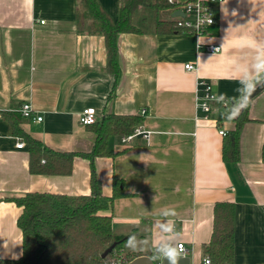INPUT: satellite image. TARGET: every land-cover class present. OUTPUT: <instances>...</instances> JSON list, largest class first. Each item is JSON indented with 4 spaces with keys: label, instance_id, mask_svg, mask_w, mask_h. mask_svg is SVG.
<instances>
[{
    "label": "crops",
    "instance_id": "0c3cea01",
    "mask_svg": "<svg viewBox=\"0 0 264 264\" xmlns=\"http://www.w3.org/2000/svg\"><path fill=\"white\" fill-rule=\"evenodd\" d=\"M98 1L116 20L119 0ZM213 6L217 21L204 34L156 33L140 12L144 32L117 36L115 72L107 67L105 36L79 31L78 0H0V259L23 253V208L9 198L30 191L91 193V160L81 154L69 174L31 172L29 146L13 133L10 119L55 150L89 153L97 133L80 115L94 107L97 122L105 115L142 114L137 126L151 131L130 141L111 135L107 153L94 158L105 195L113 193L115 177L124 181L127 195L115 199L108 214L114 232L128 236L126 251L156 254L155 246L168 238L185 243L190 264H201L215 205L232 201L234 264H264V89L246 98L249 119L238 161L223 155L220 130L235 128L234 120L219 121L225 107L215 102L208 118L198 108V82L205 79L220 98L239 100L236 116L243 111L246 82L264 76V0ZM207 44L221 50L208 51ZM189 62L195 69L185 68ZM25 103L42 120L25 117ZM169 222L178 236L162 232L160 225ZM130 237L146 241L143 250L128 247Z\"/></svg>",
    "mask_w": 264,
    "mask_h": 264
},
{
    "label": "trees",
    "instance_id": "16d2710c",
    "mask_svg": "<svg viewBox=\"0 0 264 264\" xmlns=\"http://www.w3.org/2000/svg\"><path fill=\"white\" fill-rule=\"evenodd\" d=\"M167 10L175 11L176 4L167 0H119L117 18L114 20L98 0H78L76 18L79 31L105 36L107 67L117 72V36L122 32H144L145 24L137 23L140 12L144 13L143 19L153 18L156 33H194L179 25L177 17L163 18L162 13ZM214 25L208 28V32L212 31ZM263 79L264 76L258 80ZM244 99L247 103L238 116L235 115L238 99L229 100L228 105L219 112V121H235V128L225 134L223 155L227 161L240 159V133L249 119V101L246 97ZM10 120L13 133L21 136L29 146L30 170L33 173L69 174L77 154L88 157L91 160V193L71 196L30 191L23 196L9 198L23 208L18 219L23 233V253L18 258L0 259V264H126L142 255L125 250L124 243L128 236L114 232L112 216L108 214L115 199L127 195L124 181L115 177L113 193L105 195L96 174L94 158L107 153V140L111 135L131 134L143 122L144 116L111 114L88 125L94 126L97 133L96 142L89 153L55 150L24 132L18 119ZM262 156L264 160V146ZM234 232V203L218 202L214 209L212 237L206 247V255L212 264H234ZM113 244V249L103 256ZM150 255L154 256L155 253Z\"/></svg>",
    "mask_w": 264,
    "mask_h": 264
},
{
    "label": "built area",
    "instance_id": "2783aa9c",
    "mask_svg": "<svg viewBox=\"0 0 264 264\" xmlns=\"http://www.w3.org/2000/svg\"><path fill=\"white\" fill-rule=\"evenodd\" d=\"M170 3L176 4V10H181L184 15H177L179 25L193 31L195 34H204L208 32V28L214 25L217 21V16L214 10L213 3L221 0H167ZM211 21V23L209 22ZM44 23V20H42ZM205 49L211 52H218L221 50L219 45L207 44ZM194 63L185 64L187 70L195 69ZM199 96H198V108L203 113L205 118H208L213 104L215 102L222 101L221 105L226 107L229 103L227 99L221 100V98L215 93L212 84L201 79L198 82ZM22 114L27 118H36L42 120V116H34V109L30 103L23 104L21 108ZM145 110L142 111L144 113ZM98 121L97 112L94 107L86 108L80 115V122L84 125H90ZM221 134H226L224 129L220 130ZM151 131L143 129L141 126H137L134 131L122 137L123 141H130L136 135H143L145 138H149ZM25 142L20 140L17 143L19 148L24 147ZM181 255L186 256L188 248L184 242L178 243ZM201 264H212L208 255L203 258Z\"/></svg>",
    "mask_w": 264,
    "mask_h": 264
},
{
    "label": "clouds",
    "instance_id": "9594fccd",
    "mask_svg": "<svg viewBox=\"0 0 264 264\" xmlns=\"http://www.w3.org/2000/svg\"><path fill=\"white\" fill-rule=\"evenodd\" d=\"M211 23V21H209ZM261 83V81L256 80L255 82L249 80L245 84V91L247 94H251V92L255 91L257 84ZM243 107V105H241ZM238 114V110L237 113ZM160 228L163 233L170 234L172 236H178L179 233L174 232V225L171 222L166 224H161ZM141 243L145 242H138L134 238H129L128 247H130L133 251L136 250H143L141 247ZM156 254L162 256L165 260H167L168 264H179L180 258H182L181 251L179 246L172 240V239H162L156 246H155ZM156 256L150 257V259H155Z\"/></svg>",
    "mask_w": 264,
    "mask_h": 264
},
{
    "label": "water",
    "instance_id": "95a60500",
    "mask_svg": "<svg viewBox=\"0 0 264 264\" xmlns=\"http://www.w3.org/2000/svg\"><path fill=\"white\" fill-rule=\"evenodd\" d=\"M177 15H184V13L181 10H176L174 12V16ZM264 89V80L261 81V83L257 84V87L255 89V91L251 92V94L247 95L246 98L248 100L253 99L255 96H257L262 90ZM114 247V244L111 245L109 248H107L105 250V252L103 253V256H105L107 253H109ZM154 256H156L155 259H150V257H153L152 255H139L137 257H135L134 259H132L131 261H129L126 264H156V262H158L159 264H168L167 260H165L162 256H159L157 254H155ZM179 264H190V258L188 256H183L182 258H180L179 260Z\"/></svg>",
    "mask_w": 264,
    "mask_h": 264
},
{
    "label": "rangeland",
    "instance_id": "374dc122",
    "mask_svg": "<svg viewBox=\"0 0 264 264\" xmlns=\"http://www.w3.org/2000/svg\"><path fill=\"white\" fill-rule=\"evenodd\" d=\"M165 13H166V15H165L166 17H170L171 16L170 11L167 10V11H165ZM137 22H138V18H137ZM153 24H154V20H153L152 17H150L149 20H148V27H152Z\"/></svg>",
    "mask_w": 264,
    "mask_h": 264
}]
</instances>
